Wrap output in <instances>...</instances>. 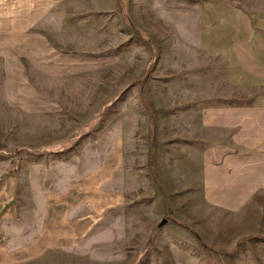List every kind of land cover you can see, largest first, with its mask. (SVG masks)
I'll return each mask as SVG.
<instances>
[{"label":"crops","instance_id":"obj_1","mask_svg":"<svg viewBox=\"0 0 264 264\" xmlns=\"http://www.w3.org/2000/svg\"><path fill=\"white\" fill-rule=\"evenodd\" d=\"M121 2L120 7L118 0H0V29L39 38L46 22L60 20V8L68 23L99 13V69L105 82L96 101L107 102L109 70L129 71L133 79L139 70L182 71L180 85L196 91L215 76L216 86L226 92L223 104L180 110V125L171 127L173 134L180 129L179 136L154 147L153 163L159 171L163 167L167 182L211 177L226 192L219 196L237 199L239 206L245 199H264V0ZM138 32L152 39L155 51L137 49L132 39L139 38ZM114 35L124 37L121 47L108 46L107 38ZM72 52L52 45L0 46L6 87L0 97L5 119L0 134L9 147L0 154V264H63L61 255L81 258V246L106 243L97 231L108 226V214L119 213L123 221L128 189L119 168L126 158L125 131L117 126L110 140L70 141L93 117L91 95H83V63L61 61L60 54ZM155 52L159 57L151 67ZM71 79L72 86L79 83L70 94ZM98 129L93 133L108 136ZM93 144L95 167L77 174L83 156L88 163L82 164L92 165ZM17 148L26 150L18 168L10 153ZM113 260L94 261L123 264Z\"/></svg>","mask_w":264,"mask_h":264},{"label":"rangeland","instance_id":"obj_2","mask_svg":"<svg viewBox=\"0 0 264 264\" xmlns=\"http://www.w3.org/2000/svg\"><path fill=\"white\" fill-rule=\"evenodd\" d=\"M118 4L121 7V0ZM76 12H83L78 5ZM59 13L60 20L46 22L43 36L39 38L19 37V31L0 29V46L52 45L61 51H74L60 54L61 61L83 63V95L85 99L91 95L93 117L70 141L79 142L87 137L95 138V141L100 137L110 140V131L117 126L123 129L126 158L119 169L120 173H125L128 189L123 221H120L119 213L111 212L107 217L108 226L103 231H97L100 237H107L106 243L103 240L102 245L81 246L78 250L84 255L75 260L74 256L61 255L66 259L63 264H100L94 261L98 259H120L123 264H264V199H245L239 206L237 199L219 196L226 192L219 190V182L215 179L206 176L202 181L192 175L180 182H167L163 167L159 171L153 163L154 147L158 143L176 140L179 136L180 129L177 128L173 134L171 127L180 125V110L194 109L195 106L209 110L223 104L221 94L226 92L221 86H216L215 76L210 81L205 80L196 91L195 86L180 85L178 78L182 71L139 70V79H133L128 75L129 71L109 70L107 102L96 101L100 88L104 91L105 82L99 69V13H93L88 21L77 18L74 23L63 20L62 8ZM111 26L114 29L116 22L112 21ZM138 34L139 38L132 39L136 41L137 49L143 50L145 46L155 51L156 47L150 43L152 39L142 36V32ZM123 41L124 37L115 35L107 38L108 46L121 47ZM158 57L155 52L151 67L156 65ZM4 70V63H0V97L6 88ZM150 74L151 85L148 82ZM72 81H68L70 94L79 83L72 86ZM196 93L199 102H195ZM96 104H102L101 108ZM78 120L76 118L77 124ZM4 121L0 117V133ZM96 126L98 130L107 131L108 136L93 133ZM2 137L0 134V154L8 152L3 149L8 144ZM83 146L82 142L80 147ZM24 150L17 148L10 151L15 157L13 166L18 168ZM75 152L84 155L83 149L76 148ZM97 153L93 144L92 165H83L88 163V156H85L86 159L83 156L82 160H77V174L95 167ZM163 219H167L168 223L160 226ZM111 238L118 240L115 242ZM87 256L95 259H86Z\"/></svg>","mask_w":264,"mask_h":264},{"label":"water","instance_id":"obj_3","mask_svg":"<svg viewBox=\"0 0 264 264\" xmlns=\"http://www.w3.org/2000/svg\"><path fill=\"white\" fill-rule=\"evenodd\" d=\"M168 223V220L167 219H163L161 222H160V226H163V225H165V224H167Z\"/></svg>","mask_w":264,"mask_h":264}]
</instances>
